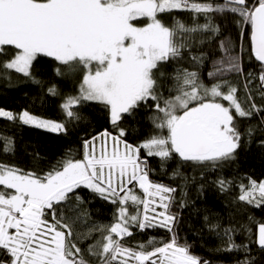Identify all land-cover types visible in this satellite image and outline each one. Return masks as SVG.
<instances>
[{"label": "snow or ice", "instance_id": "obj_1", "mask_svg": "<svg viewBox=\"0 0 264 264\" xmlns=\"http://www.w3.org/2000/svg\"><path fill=\"white\" fill-rule=\"evenodd\" d=\"M173 12H190L192 24L178 17L166 20L165 14ZM226 21L239 29V46L231 36L220 40L219 59L213 60L205 82L199 70L182 62L197 69L203 65L206 54L193 49L223 35ZM244 53L260 72L258 77L248 74L242 99L227 77L242 74ZM0 56V76L17 74L33 83H40L33 69L41 58L57 63V75H63L62 68H82L77 93L64 97L62 111L78 120L76 106L100 104L115 130L85 139L82 158L69 151L47 171L39 160L27 171L0 160V264H209L179 241L171 212L177 189L150 178L149 159L158 158L163 168L174 155L194 164L234 158L243 140L240 119L264 113L248 87L258 78L255 90L264 100V0H0ZM167 65H174L171 73L164 70ZM48 92L59 95L55 84ZM141 106L154 110V131L134 144L126 139L122 123ZM0 117L49 132L66 131L64 123L28 110L0 109ZM11 144L7 138L0 141V152L12 151ZM218 183L225 190L226 182ZM137 186L143 196L134 192ZM239 187V202L264 208V180L249 178ZM81 188L119 204L113 223L83 234L74 230L67 204ZM76 200L82 202V197ZM132 227L165 228L171 238L132 246L127 241ZM209 227L217 231L221 225ZM93 231L100 232V239L91 237ZM236 233L246 235L247 242L237 244ZM90 237L95 242L82 248ZM223 238L224 251L247 252L252 244L264 251V219L249 215L224 228ZM237 264L254 261L245 258Z\"/></svg>", "mask_w": 264, "mask_h": 264}, {"label": "trees", "instance_id": "obj_2", "mask_svg": "<svg viewBox=\"0 0 264 264\" xmlns=\"http://www.w3.org/2000/svg\"><path fill=\"white\" fill-rule=\"evenodd\" d=\"M178 17L185 23L192 24L190 12H173L165 14L166 20ZM220 18L217 17L216 22ZM199 23H203L200 18ZM228 31H224L225 28ZM223 35L214 42L197 44L193 50L199 55L202 50L207 58L198 69L192 67L187 61L182 62L190 70H199L202 78L207 82L208 71L212 70L213 60L219 59V42L226 36L237 42L239 46V29L229 25L226 21L221 25ZM199 35L196 34L197 41ZM8 51H11L10 49ZM213 53L214 55H207ZM4 57L0 56V59ZM57 63L50 58H41L33 69L35 79L40 83H33L13 74L10 78L0 76V109L20 113L28 110L30 113L44 119H51L66 125L65 132L53 133L33 126L23 125L19 120H8L0 117V141L10 139L12 151L0 152V160L14 164L24 170H33L37 166L47 171L49 166L62 159L67 152L76 158H82L83 141L107 129L115 130L109 121L106 109L97 103L82 102L74 108L80 119L68 118L61 109L64 97L76 95L82 68L69 71L62 68L63 75L56 74ZM174 65L165 66L164 70L171 73ZM242 74L231 73L227 79L239 88V96L243 99L246 95L245 84L249 73L257 77L260 66L254 60H249L247 53L243 54ZM55 84L59 95H51L48 87ZM259 80L253 79L248 85L252 89V96L257 105L264 106V100L255 90ZM167 94V93H165ZM227 105V102H223ZM154 110L150 106H141L133 115L124 117L122 126L127 131L126 139L130 143H139L153 131L151 117ZM252 129L251 135L248 130ZM239 130L243 136L241 147L231 160L194 164L181 161L178 156L169 159L163 168L158 158H150L149 166L152 169L150 178L154 182L163 183L174 187L177 191L173 194L174 200L171 212L176 216L174 231L181 243L191 245L190 251L209 261V264H237L245 258L254 261V264H264V251L252 244L247 252L243 250L224 251L226 239L223 238V229L233 226L236 222H245L247 216H253L257 221L264 219V208H254L237 200L240 194V184H248L249 178L264 180V113L254 114L250 118L240 119ZM179 175L173 176L174 172ZM226 182L225 190H221L218 181ZM134 192L143 196L141 190L134 187ZM82 197V202L76 196ZM183 201L184 206L181 207ZM72 211L68 214L75 220L74 230L79 233H88L89 229L108 226L114 222L119 204L102 199L88 189H78L67 204ZM162 211V209H157ZM134 213V211H133ZM78 217V219H77ZM243 217V220L241 219ZM207 218V219H206ZM210 224H220L217 231L210 230ZM133 235L127 241L135 246L138 242H147L149 238L156 241L168 240L171 233L165 228L152 227L141 231L138 227L130 229ZM100 232L93 231L91 237L100 239ZM85 240L80 246L87 248L95 242L94 239ZM233 239L237 244L246 243L247 237L236 233Z\"/></svg>", "mask_w": 264, "mask_h": 264}, {"label": "rangeland", "instance_id": "obj_3", "mask_svg": "<svg viewBox=\"0 0 264 264\" xmlns=\"http://www.w3.org/2000/svg\"><path fill=\"white\" fill-rule=\"evenodd\" d=\"M94 103V102H93ZM53 133H57V132H53ZM137 188H138V186H137ZM142 192V191H141ZM143 194V193H142ZM129 210L130 211H134V208L131 206V203L129 202ZM141 210H142V206H141ZM157 211H159V210H157Z\"/></svg>", "mask_w": 264, "mask_h": 264}]
</instances>
